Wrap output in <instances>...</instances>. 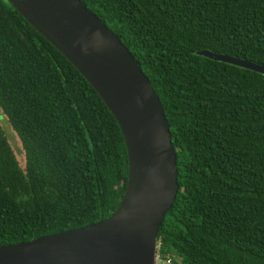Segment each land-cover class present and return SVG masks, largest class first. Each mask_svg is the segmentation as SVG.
<instances>
[{
	"label": "trees",
	"instance_id": "trees-1",
	"mask_svg": "<svg viewBox=\"0 0 264 264\" xmlns=\"http://www.w3.org/2000/svg\"><path fill=\"white\" fill-rule=\"evenodd\" d=\"M159 97L180 186L158 239L174 264H264V0H81ZM0 246L108 219L128 183L114 116L77 69L0 0Z\"/></svg>",
	"mask_w": 264,
	"mask_h": 264
},
{
	"label": "water",
	"instance_id": "water-1",
	"mask_svg": "<svg viewBox=\"0 0 264 264\" xmlns=\"http://www.w3.org/2000/svg\"><path fill=\"white\" fill-rule=\"evenodd\" d=\"M89 82L117 121L128 183L106 220L0 246V264H155L158 235L179 191L177 153L161 101L121 39L81 0H6ZM201 56L264 74L254 63ZM262 67V66H261Z\"/></svg>",
	"mask_w": 264,
	"mask_h": 264
},
{
	"label": "rangeland",
	"instance_id": "rangeland-1",
	"mask_svg": "<svg viewBox=\"0 0 264 264\" xmlns=\"http://www.w3.org/2000/svg\"><path fill=\"white\" fill-rule=\"evenodd\" d=\"M256 65V64H254ZM258 66V65H256ZM259 71H264V67L259 66ZM0 127L6 134L8 141L10 143L11 148L13 149L21 167H25V152L23 149L22 142L18 136V134L15 132L13 127L8 121V118L4 115L3 111L0 108Z\"/></svg>",
	"mask_w": 264,
	"mask_h": 264
},
{
	"label": "built area",
	"instance_id": "built-area-1",
	"mask_svg": "<svg viewBox=\"0 0 264 264\" xmlns=\"http://www.w3.org/2000/svg\"><path fill=\"white\" fill-rule=\"evenodd\" d=\"M155 264H174V259L170 255L164 254L163 243L160 239L157 242Z\"/></svg>",
	"mask_w": 264,
	"mask_h": 264
}]
</instances>
